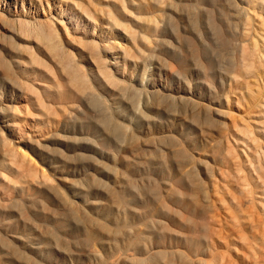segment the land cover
Segmentation results:
<instances>
[{"label":"rangeland","instance_id":"rangeland-1","mask_svg":"<svg viewBox=\"0 0 264 264\" xmlns=\"http://www.w3.org/2000/svg\"><path fill=\"white\" fill-rule=\"evenodd\" d=\"M263 2L0 0V264H264Z\"/></svg>","mask_w":264,"mask_h":264},{"label":"bare ground","instance_id":"bare-ground-1","mask_svg":"<svg viewBox=\"0 0 264 264\" xmlns=\"http://www.w3.org/2000/svg\"><path fill=\"white\" fill-rule=\"evenodd\" d=\"M13 1V0H12ZM261 2V1H260ZM2 3V2H1ZM264 3V2H263ZM1 6V5H0ZM254 6H256V5H254ZM252 7V6H251ZM240 8V7H239ZM248 9V8H247ZM9 10V9H8ZM263 10V9H262ZM237 8H236V10H235V15H237ZM249 12H250V10L248 11V12H242V13H245L244 14V16L245 17H248L250 14H249ZM252 12V11H251ZM255 12V11H254ZM257 13V12H256ZM234 14V13H233ZM232 14V15H233ZM241 14V13H240ZM0 15H1V8H0ZM243 15V14H242ZM255 15V14H254ZM16 17H20L19 15H15ZM243 16V17H244ZM235 17V16H234ZM237 17V16H236ZM260 17V16H259ZM250 21V20H249ZM24 22V21H23ZM227 22H229L228 20H227ZM225 24H226V22H224ZM220 24H221V26L223 27V22L221 21L220 22ZM22 28V27H21ZM16 29V28H15ZM224 29V28H223ZM33 30V29H32ZM32 30H30V29H26L25 28V30H20V34L22 35V36H27V35H31L33 32H32ZM34 31V30H33ZM37 33V32H36ZM20 35V36H21ZM164 38V37H163ZM37 39L38 40H46V41H51V40H53V35L52 34H47V33H39L38 32V35H37ZM158 39V38H157ZM154 41H156V40H154ZM118 42V41H117ZM236 42V41H235ZM255 42V41H254ZM257 42V41H256ZM256 42H255V44H256ZM48 43V42H47ZM230 44V43H229ZM264 44V43H263ZM254 45V44H253ZM256 45H258V44H256ZM255 45V46H256ZM234 46V45H233ZM258 47V46H257ZM96 48V47H95ZM50 49L52 50V51H54L55 53H56V51H58L59 49H60V47L57 45V44H55V43H53L52 45H51V47H50ZM61 51V50H60ZM151 51V50H150ZM260 51V50H259ZM149 52V51H148ZM258 52V51H257ZM256 54V53H255ZM126 55V54H125ZM253 55V54H252ZM62 56V55H61ZM257 56V55H256ZM259 57H257V58H259L258 59V61L259 62H264V55H258ZM251 57V56H250ZM65 58V57H64ZM102 58V57H101ZM249 58V57H248ZM148 59V58H147ZM141 60V59H140ZM139 60V61H140ZM260 60H262V61H260ZM104 61V60H103ZM248 61V60H247ZM258 61H256V62H258ZM145 62V61H144ZM154 62V61H153ZM159 62V61H158ZM254 63V62H253ZM113 64V63H112ZM153 65V64H152ZM248 65V64H247ZM256 65V64H255ZM236 66V65H235ZM153 67H155V66H152L151 68H153ZM168 67H169V69L171 70V71H173V67H172V65H171V63H169V65H168ZM150 68V67H149ZM239 68V67H238ZM70 69H72V68H70ZM242 69V68H241ZM235 70H237V69H235ZM248 70V69H247ZM71 70H69V72H70ZM74 71H75V68H74ZM256 71V70H255ZM69 72H67L68 73V75H69ZM148 72V71H147ZM169 72V71H168ZM242 72H243V70H242ZM208 73V72H207ZM70 74H72V75H70L71 77H70V83H72L73 85H74V87H75V89H76V94H80V93H83V94H90V93H92L93 91H94V88L91 86V84L93 83V82H96V86H97V88L99 87L98 86V84H97V81H99L98 80V78H97V76H95V75H91V74H81V75H76L75 74V72H70ZM99 75H100V77H102V81H107V83H115L116 82V80L114 79V77L112 76V77H110L109 76V74L107 75L106 73H104V72H101L100 73V71H99ZM209 75V74H208ZM234 75H236V74H234ZM241 75V74H240ZM247 75V74H246ZM150 76V75H149ZM151 77V76H150ZM146 78V77H145ZM58 79V78H57ZM144 79V78H143ZM134 80V79H133ZM151 80V82H149V80H146L145 81V79L144 80H141L140 81V85L139 86H141V88L143 87L144 89H146V90H144V91H146V94H145V97H146V103H145V106H143L142 108H139V109H136V110H138V112L140 111L141 112V114H142V116H144V117H147L148 116V114H150V113H152L151 112V105L154 103V101H155V95H156V88H155V83H153L152 81H153V77L150 79ZM238 80V79H237ZM57 82H58V80H57ZM68 82V81H67ZM133 83V82H132ZM211 83V82H210ZM69 84V83H68ZM208 84V83H207ZM94 85V84H93ZM133 86V85H132ZM157 86V85H156ZM57 87L59 88V89H61V85H60V83L57 85ZM134 87V86H133ZM73 88V87H72ZM37 89V88H36ZM33 90V89H32ZM184 91V90H183ZM212 91V90H211ZM218 93V92H217ZM191 96V95H190ZM176 97V96H175ZM183 97V96H182ZM211 97V96H210ZM35 98V97H34ZM46 98V97H45ZM177 98V97H176ZM178 98H180V97H178ZM184 98V97H183ZM57 99V98H56ZM55 100V99H54ZM140 100V99H139ZM184 100V99H183ZM214 100V99H213ZM184 102V101H183ZM213 102V101H212ZM77 102H74L73 104L75 105ZM115 105L117 104V103H114ZM113 103L112 104H110V105H108L107 107H108V109H115V111H116V113H121V111H123V108L121 107V106H118V107H116L115 105H114ZM155 104V103H154ZM44 105V104H43ZM51 105V104H50ZM87 105V104H86ZM111 105H113V106H111ZM56 106V105H55ZM140 106V105H139ZM12 107V106H11ZM72 107H74V106H71L69 109H70V111H73L72 109ZM131 107V106H130ZM211 107V106H210ZM72 108V109H71ZM75 108V107H74ZM212 108H214V107H212ZM4 109V108H3ZM14 109V108H13ZM26 109V108H25ZM2 110V109H1ZM15 110V109H14ZM52 111V110H51ZM3 112V111H2ZM5 112V111H4ZM17 112V111H16ZM29 112V111H28ZM140 112H139V114H140ZM27 113V112H26ZM2 114V113H1ZM133 114V113H132ZM215 115V114H214ZM219 115V114H218ZM1 116V115H0ZM14 116L16 117V114H14ZM25 116H27V115H25ZM135 116V115H134ZM132 117V116H126V118H127V121H128V125H125L124 123H117V125L115 126V128H120V127H125V128H129L130 126H132V125H134L133 123L135 122L136 124L137 123H139L138 121H136V118L135 117ZM141 116V117H142ZM220 116V115H219ZM20 117V116H19ZM151 117V116H150ZM20 120V119H19ZM155 120V119H154ZM212 120V119H211ZM21 121V120H20ZM123 121H125V120H123ZM18 124V123H17ZM17 124H15V125H17ZM19 124H20V122H19ZM137 126V125H136ZM20 127V126H19ZM18 127V128H19ZM153 128V127H152ZM234 128V127H233ZM237 128V127H236ZM21 129V128H20ZM4 130V129H3ZM131 130V129H130ZM129 130V131H130ZM250 131V130H249ZM2 129L0 128V133L2 134ZM169 133V132H168ZM153 134V133H152ZM249 135V134H248ZM250 136V135H249ZM1 137V140H0V142H1V145L4 147L3 149V152H5V150H6V152L10 155V156H7V157H12V159H14L15 161L16 160H18L19 158L20 159H22V161H21V163L20 164H22V162H26V163H30V165L31 164H35L34 163V161H33V157H29V155H30V153L28 152L27 153V150H25V152L24 151H22L21 149V151L19 150V148L18 149H14V146H11V142L9 143V139H6V136L5 137H3L2 135L0 136ZM226 138V137H225ZM8 140V141H7ZM143 140H144V138H143ZM225 140V139H224ZM21 141H23V140H21ZM229 141V140H228ZM252 141V140H251ZM29 142H31V141H29ZM142 142V141H141ZM202 142V141H201ZM231 141H229V143H230ZM25 143V142H24ZM124 143V142H123ZM15 144V143H14ZM13 144V145H14ZM20 144V143H19ZM0 145V146H1ZM17 147H19V146H17ZM233 147V146H232ZM51 148V147H50ZM230 148V147H229ZM260 149V148H259ZM23 150H24V148H23ZM151 150V149H150ZM221 150V149H220ZM219 150V151H220ZM254 150V149H253ZM234 152V151H233ZM237 152H238V150H237ZM108 154V153H107ZM256 154H257V152H256ZM7 155V154H6ZM111 155V154H110ZM114 156V155H113ZM234 156V155H233ZM19 161V160H18ZM259 163V162H258ZM19 164V165H20ZM5 165V164H4ZM7 166V165H6ZM10 166V165H9ZM12 166V165H11ZM22 166V165H21ZM32 166H34V165H32ZM2 167V166H1ZM8 167V166H7ZM241 167V166H240ZM254 167H255V165H254ZM258 168V167H257ZM16 169V168H15ZM20 170L21 168L20 167H18L17 168V170ZM39 170V169H38ZM228 170V169H227ZM150 171V170H149ZM2 172V171H1ZM25 172V171H24ZM40 172V171H39ZM41 173V175H42V177H43V180H46V179H48V177H47V175H46V173H44V171H41L40 172ZM20 174H21V172H20ZM24 174V173H23ZM28 174V173H27ZM22 175V174H21ZM20 175V176H21ZM254 175V174H253ZM29 177V176H28ZM38 177V176H37ZM15 178V177H14ZM39 178V177H38ZM40 179V178H39ZM216 179V178H215ZM24 182H26V181H24ZM23 183V182H22ZM45 183V182H44ZM248 183V182H247ZM244 184V183H243ZM239 185V184H238ZM24 187V186H23ZM25 187H27V185L25 186ZM219 187V186H218ZM22 188V187H21ZM263 191V190H262ZM24 192V191H23ZM219 194V193H218ZM240 194V193H239ZM3 198V197H2ZM224 202V201H223ZM211 203V202H210ZM9 205V204H8ZM7 207V206H6ZM219 217V216H218ZM191 225V224H190ZM205 230V229H204ZM213 230V229H212ZM208 232H209V230H208ZM206 234V233H205ZM209 243V242H208ZM211 243V242H210ZM209 243V244H210ZM208 244V245H209ZM251 244V243H250ZM208 247V246H207ZM219 247V246H218ZM215 248V247H214ZM210 249V248H209ZM253 251V250H252ZM243 252V251H242ZM250 252V251H249ZM256 252V251H255ZM237 253V252H236ZM214 256V255H213ZM243 256V255H242ZM26 260V259H25ZM257 260V259H256ZM263 261V260H262ZM230 264V263H229ZM259 264V263H258Z\"/></svg>","mask_w":264,"mask_h":264}]
</instances>
